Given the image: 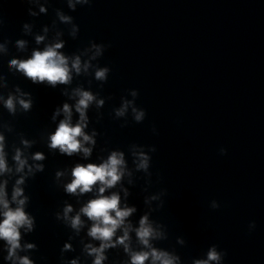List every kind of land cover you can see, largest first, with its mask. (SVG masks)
<instances>
[{
  "label": "clouds",
  "instance_id": "1",
  "mask_svg": "<svg viewBox=\"0 0 264 264\" xmlns=\"http://www.w3.org/2000/svg\"><path fill=\"white\" fill-rule=\"evenodd\" d=\"M28 4H38L40 13H48L47 4L49 0H23ZM70 11L75 12L77 6H90L93 0H65ZM28 15L37 16V12L28 9ZM56 19L52 24L42 28L43 34H35L34 40L37 45L31 50L27 58L13 57L8 61V72L12 76L20 73L26 79L36 85H45L52 89L64 86L61 95L67 97L68 101L61 106L55 107L51 115V122L55 129H45L40 134V139L51 153H59L62 156L81 157L87 161L93 156L97 146V137L100 133L92 128L89 131L90 117L89 110L93 107L96 110V120L99 123L103 119L106 101L112 97H103L100 92L91 90L92 80H88L89 87L86 89L83 84L73 87V81L79 77H92L99 82L102 89L107 82L111 69L107 66H100L98 61L103 57L110 45L90 41L88 46L66 54L64 48L66 41L63 39L64 30L58 27L59 24L67 26L68 35L72 39L78 37L80 28L74 22V17L66 14L62 9L55 10ZM3 21L0 19V25ZM54 29V35L48 38V33ZM33 25L24 23L22 25L23 35H32ZM48 41L45 43V41ZM4 40L0 43V54L7 56L9 53L8 43ZM18 51H27L28 41L18 39L15 41ZM9 89L8 77L0 73V105L9 114L16 118L18 115L27 114L32 111L34 99L30 92L24 91L19 85ZM5 90H7L5 94ZM139 95L138 90H127V96H121L119 107L112 109L113 118L123 119L121 127L128 124L129 112L135 123H142L146 118V111L136 104ZM131 97V99L128 98ZM74 114L76 119L74 121ZM154 134H158L155 126L152 128ZM14 135L17 142L9 144L8 136ZM38 140L29 139L22 132H17L12 121L0 119V255L6 264H35L29 255L37 250L35 243H21L23 235L31 234L36 228V218L26 209L30 204V196L25 194V187L29 179L35 178L38 173L45 170L44 161L47 159L43 151L30 152ZM154 145H141L132 143L128 145V155L134 169L129 168L126 153L120 149H101L107 151V156L97 155L98 162L75 163L70 169L57 170L55 181H60L66 174L70 181L62 187L64 193L76 198L78 209L68 201L63 202L61 210L55 213V219L71 230L68 241L60 249V264H82L81 257L86 261L91 258V264H105L109 257V250L122 249L127 257L122 264H183L182 258L175 249L167 250L157 247L158 242L168 239L167 227L152 219V213L161 210L165 205L164 197L168 195L167 189L146 195L144 205L146 211L140 216L138 223L134 224L133 217L138 209L135 205L128 203L131 195L129 188L124 187V180L127 177V184L134 186L132 179L134 171L144 174V192H148L152 186L151 153L156 151ZM220 155H226L227 149L221 147ZM9 157L11 163H9ZM11 192L9 195V184L12 178ZM162 177H158L160 182ZM119 186V191H112ZM123 193V199L121 196ZM88 195L90 198L82 202V198ZM209 207L218 209L220 204L212 200ZM256 228V222L250 221L248 230L251 233ZM84 233V236L81 233ZM79 238L81 254L72 259H66L64 254L75 252L76 249L71 241ZM137 245L133 247V243ZM176 243L184 246L186 241L183 237H177ZM6 253V254H4ZM227 251L219 249L216 244L208 247L202 258H193L191 264H224Z\"/></svg>",
  "mask_w": 264,
  "mask_h": 264
}]
</instances>
